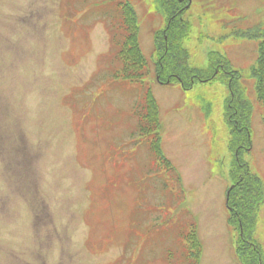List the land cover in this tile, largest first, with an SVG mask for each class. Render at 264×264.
Returning <instances> with one entry per match:
<instances>
[{
  "label": "rangeland",
  "instance_id": "rangeland-1",
  "mask_svg": "<svg viewBox=\"0 0 264 264\" xmlns=\"http://www.w3.org/2000/svg\"><path fill=\"white\" fill-rule=\"evenodd\" d=\"M124 1L135 7L150 64L145 82L181 182L166 184L139 139L146 89L111 80L123 67L116 3L0 0V264H188L180 236L191 223L201 264H240L226 204L237 159L253 194L247 235L264 257V113L251 78L257 41L237 38L264 28V0H189L182 17L190 31L179 47L188 57L178 63L195 77L186 91L155 78L167 10L160 0ZM211 52L241 73L252 106L251 150L241 139L248 149L238 158L227 118L233 92L225 76L208 82ZM215 61L213 76L232 81Z\"/></svg>",
  "mask_w": 264,
  "mask_h": 264
},
{
  "label": "trees",
  "instance_id": "trees-1",
  "mask_svg": "<svg viewBox=\"0 0 264 264\" xmlns=\"http://www.w3.org/2000/svg\"><path fill=\"white\" fill-rule=\"evenodd\" d=\"M100 3H116L118 11L121 16V31L122 37H120L118 45V57L123 62L122 69H118L114 75V80L122 83L138 84L143 89H146L145 104L142 107L141 112L137 113L138 119V133L139 139L143 142L150 144L151 151L154 155V159L160 168L171 174L174 169L170 161L165 157L162 150V134L163 128L160 122L159 109L156 99L153 96L151 88L145 83L147 76L149 75L150 64L147 58L142 53L139 41V22L136 16V11L133 5L124 0H98ZM161 7L167 10L170 18L164 31L159 32L156 38L161 40V45L158 41L157 51H161V58L157 59V76L162 79L166 78V82L170 80V84H178L183 90H189L195 83V77L186 73V70H180L179 62L181 57L187 56V51L184 48H179L188 35V29L183 27H190L182 15L185 13L184 8L189 5L188 0H160ZM190 29V28H189ZM162 36V38H161ZM239 38L254 39L257 41V59L256 64L252 69L251 78L254 83V89L256 91L257 103L262 107L264 113V28H256L245 33L237 34ZM117 44V43H116ZM115 45V44H114ZM158 53V52H157ZM214 56V58H213ZM188 57V56H187ZM187 59V58H186ZM217 60H222V67L226 71H230L234 78L231 81L230 75L219 73L220 76H225L227 80L228 88L233 92V98L227 101V108L229 113L227 118L231 123V132L235 134L234 142L236 141L237 157L239 152L243 149L240 146L239 141L246 139L251 147L249 141V135L251 132V113L252 106L244 98V90L241 86V74L239 71H233L230 61L222 54L217 52H211L209 55L207 72L211 73V78L208 80L215 81L217 76H213L215 68H219V64H216ZM177 65V66H176ZM219 66V67H218ZM174 68V71L183 73L184 77L175 76L172 73H168ZM156 76V77H157ZM219 76V77H220ZM238 77V78H237ZM225 80V81H226ZM230 80V82H229ZM165 82V83H166ZM235 145V143H234ZM245 175L240 174L241 169L244 170ZM233 189L231 190L230 200L228 207L230 209L229 224L234 231L238 234V239L235 246V255L241 264H264V257L256 244H252L249 241L247 230L252 222L253 215L250 211L252 201V187L251 181L248 179V166L236 161L235 168L233 169ZM247 171V172H246ZM232 172V173H233ZM256 204L257 201L254 199ZM253 201V202H254ZM243 232V233H242ZM242 233V234H241ZM188 244V253L193 259V263H198V258L201 252L200 243L197 240L195 230H191L184 237Z\"/></svg>",
  "mask_w": 264,
  "mask_h": 264
},
{
  "label": "bare ground",
  "instance_id": "bare-ground-1",
  "mask_svg": "<svg viewBox=\"0 0 264 264\" xmlns=\"http://www.w3.org/2000/svg\"><path fill=\"white\" fill-rule=\"evenodd\" d=\"M189 8H190L189 6L185 7L184 8V11H187Z\"/></svg>",
  "mask_w": 264,
  "mask_h": 264
}]
</instances>
